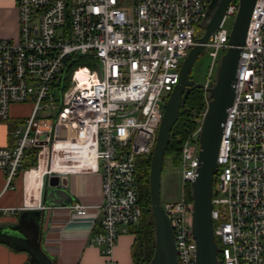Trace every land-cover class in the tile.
<instances>
[{
  "label": "built area",
  "instance_id": "2783aa9c",
  "mask_svg": "<svg viewBox=\"0 0 264 264\" xmlns=\"http://www.w3.org/2000/svg\"><path fill=\"white\" fill-rule=\"evenodd\" d=\"M14 1L17 38H0V120L9 118L12 104L29 102L32 109L15 127L13 145L0 146L5 188H14L13 179L34 147L37 163L40 152H46L43 175L100 173L102 200L96 205L97 226L88 244L99 248L106 264H114L118 227L138 223L141 216L136 157L152 152L162 106L179 80L183 59L196 44L195 28L209 0H129L128 5L123 4L127 0ZM237 9L238 1L230 0L205 44L210 57L202 85L206 103L213 69L229 45L225 22ZM250 13L213 180L211 216L218 264H264V0H255ZM81 56L97 59L101 72L67 68V57ZM197 139L191 136L181 148L179 197L163 204L178 264H195L184 187L198 168ZM191 142L195 151L189 158ZM89 146L92 162L87 165L79 155ZM62 150H71L66 161L70 167L53 170L51 163L60 159ZM35 208L46 206L38 202ZM70 210L72 215L87 213L80 203Z\"/></svg>",
  "mask_w": 264,
  "mask_h": 264
},
{
  "label": "water",
  "instance_id": "95a60500",
  "mask_svg": "<svg viewBox=\"0 0 264 264\" xmlns=\"http://www.w3.org/2000/svg\"><path fill=\"white\" fill-rule=\"evenodd\" d=\"M238 9L230 29L228 47L221 54L216 69L214 83L208 88V101L198 133V168L190 181L191 230L196 243L195 264H218L219 247L214 239L211 216L212 189L217 171L216 157L220 145L227 108L234 97V81L240 47L243 44L249 24L250 12L255 0H237ZM230 0H209L204 18L200 23L203 33L196 38L180 66L177 84L163 106L162 118L154 143L149 170V192L151 213L154 222V250L148 264H178L171 220L161 203V172L165 151L168 147L171 129L178 119L180 107L185 103L193 88H202L190 78V70L204 49L209 35L214 32L224 15ZM65 179L58 174L45 177L42 203L54 205L66 202ZM65 196V198H64ZM68 202V201H67ZM66 202V203H67ZM44 210L22 208L13 223H0V243L25 251L26 264H53L52 259L41 245Z\"/></svg>",
  "mask_w": 264,
  "mask_h": 264
},
{
  "label": "crops",
  "instance_id": "0c3cea01",
  "mask_svg": "<svg viewBox=\"0 0 264 264\" xmlns=\"http://www.w3.org/2000/svg\"><path fill=\"white\" fill-rule=\"evenodd\" d=\"M15 7L14 0H0V38H17L18 11ZM19 105L21 104L10 106L11 115L6 119H15L14 127L21 124L27 117H17L14 114ZM13 131L2 130L0 146L9 147L13 145ZM66 161L59 162L61 170L52 169L57 171L67 170L70 166L66 164ZM86 162L85 164H87ZM33 168L35 166L28 169H24L22 166L19 175L13 179L14 188L12 189L5 188L4 174L0 171V208L6 209L5 212H0V223H13L20 209L35 208L38 202L42 203L44 188L42 180L45 170H43L40 177H35L34 186L36 185V187L32 193L30 188L33 185L28 176ZM58 175L65 179L63 189L67 193L66 202H68H57L51 206L45 204L46 208L41 209L44 210L41 228L42 240L40 242L43 249L50 256L53 264H106V259L100 253L99 248L88 244V239L97 226L96 205L102 200L100 173L70 170ZM74 203L85 205L87 213L85 215H72L70 206ZM136 225L137 223L118 227L119 235L113 250L114 264H134L132 252L136 238ZM27 261L28 254L25 251L0 243V264H26Z\"/></svg>",
  "mask_w": 264,
  "mask_h": 264
},
{
  "label": "trees",
  "instance_id": "16d2710c",
  "mask_svg": "<svg viewBox=\"0 0 264 264\" xmlns=\"http://www.w3.org/2000/svg\"><path fill=\"white\" fill-rule=\"evenodd\" d=\"M237 1V0H234ZM80 57L72 60L67 57L66 66L68 69L83 67L87 70L83 63H79ZM205 108V100L201 88H193L185 103L180 107L178 119L174 123L170 132L168 147L165 151V157H171L172 164L178 166L180 162L181 142L182 139L191 131L196 129L199 123V113ZM38 147L31 148L27 156L28 162L23 165L24 169L37 165ZM151 153L148 155H139L136 157V184L138 187V197L141 207V216L137 223L136 238L133 248L134 264H148L154 250V222L151 213L150 192H149V170H150ZM164 167V163H163ZM162 169V168H161ZM184 197L187 200L189 208H191L190 184H185ZM145 221H144V220Z\"/></svg>",
  "mask_w": 264,
  "mask_h": 264
},
{
  "label": "rangeland",
  "instance_id": "374dc122",
  "mask_svg": "<svg viewBox=\"0 0 264 264\" xmlns=\"http://www.w3.org/2000/svg\"><path fill=\"white\" fill-rule=\"evenodd\" d=\"M128 3H130L129 0L123 2L124 5H128ZM233 20H234V17H229L225 22V28L230 30L232 23H233ZM195 29H196L195 37H198L203 33V29L200 27V25H197V27ZM80 58L81 59H80L79 63H83L86 67L96 70L98 72V74L101 72V65L97 59H93V58H90L87 56H81ZM209 64H210V57L208 56L207 49H204L198 56H196V59H195L193 65H192V68L190 70L191 76L195 77L197 82L200 83L201 85H204V83H205L206 76H207V73L209 70ZM216 69H217V66H216V68L213 69L211 81L209 83L210 85H212V83H214V77H215ZM79 71H85L88 74H91L90 70H87L84 68H82ZM201 90L203 92V96H204V100H205V91L203 90V88H201ZM55 95L57 97H59V91L58 90H55ZM19 104H21V105H19L15 109L14 114H16L17 117H19V116H27L28 117L31 113L32 103L24 102V103H19ZM205 106H206V101H205ZM162 108H163V106H162ZM201 113H202V111H200V113L198 114L199 115V121L201 120ZM14 120L13 119L4 120V121L0 120V134H1L2 130L13 131L15 128L14 127V125H15ZM198 125H200V124L198 123ZM198 125H197L196 129L189 132L184 137V139H182L181 148H182V145L184 144L185 140H187L191 136L193 139H195V137L198 135V133H195L197 128L199 127ZM194 151H195V145L193 142H191L187 146V152H188L187 154H188L189 158L193 155ZM27 162H28V160L25 159L22 166L24 164H26ZM44 165H43V167H40V169L41 168L44 169ZM36 167H38V166H36ZM45 177H46V175L43 176V180H42L43 183H44ZM160 183H161V185H160V195L161 196L160 197H161V203L162 204H164L165 200L175 199V198L179 197L181 189H182V183L180 180V166H179V164H178V166H174L172 164L171 157L167 156L164 159V167L162 168L161 182Z\"/></svg>",
  "mask_w": 264,
  "mask_h": 264
},
{
  "label": "bare ground",
  "instance_id": "6f19581e",
  "mask_svg": "<svg viewBox=\"0 0 264 264\" xmlns=\"http://www.w3.org/2000/svg\"><path fill=\"white\" fill-rule=\"evenodd\" d=\"M81 68L83 67H78L76 68L81 70ZM78 70V71H79ZM71 150H62L61 154H60V159H58L56 162L53 161L52 164H51V168L53 169H60L59 166H61V164L59 165V162H63V161H66L68 160V158H71ZM92 153H91V146L85 148L83 151H81L80 155H79V158L82 160V161H88L86 162L87 165L88 163H91L92 162ZM38 167L35 166V168H33V170L29 173V178L31 179V183H32V188H30V191L33 193L34 190H35V187L36 185L34 186L35 184V181H36V176L40 177L41 173L43 172V170L45 169H40V167H43V165L45 166L44 168H46V152L45 151H41L40 152V155H39V159H38ZM40 162V163H39ZM53 166V167H52ZM68 168V167H67ZM61 170V169H60Z\"/></svg>",
  "mask_w": 264,
  "mask_h": 264
},
{
  "label": "flooded vegetation",
  "instance_id": "af4514ba",
  "mask_svg": "<svg viewBox=\"0 0 264 264\" xmlns=\"http://www.w3.org/2000/svg\"><path fill=\"white\" fill-rule=\"evenodd\" d=\"M190 78L193 79L195 81V83H198L197 80L195 79V77L191 76V74H190Z\"/></svg>",
  "mask_w": 264,
  "mask_h": 264
}]
</instances>
